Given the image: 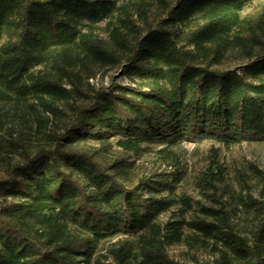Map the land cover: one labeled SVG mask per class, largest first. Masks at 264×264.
<instances>
[{"label": "trees", "instance_id": "obj_1", "mask_svg": "<svg viewBox=\"0 0 264 264\" xmlns=\"http://www.w3.org/2000/svg\"><path fill=\"white\" fill-rule=\"evenodd\" d=\"M251 142L264 0H0V264H264V170L219 159Z\"/></svg>", "mask_w": 264, "mask_h": 264}, {"label": "rangeland", "instance_id": "obj_2", "mask_svg": "<svg viewBox=\"0 0 264 264\" xmlns=\"http://www.w3.org/2000/svg\"><path fill=\"white\" fill-rule=\"evenodd\" d=\"M260 7V3L256 2L249 6L245 10V14L253 13ZM116 72H110L104 77L100 76L98 80H95L93 83L95 85L108 86L109 84H119L126 85L128 81L124 78H116ZM187 149V167L188 175L185 180L180 185V192H185L190 196L199 197L198 192L196 191L194 178L199 170H201L207 162L208 154V145L204 144L201 146H194L189 144L186 146ZM154 155L145 156L138 163L141 166H146L150 168L156 166ZM219 159L221 164L226 168V173L229 179H234L236 173H242L245 175H251L250 165H255L260 170H264V142H251L243 143L240 146L233 147L230 150H221L219 152ZM133 160V159H132ZM235 190H238V187L234 185ZM264 194V193H263ZM253 196L260 198V188L254 189ZM264 196V195H263ZM184 249L174 248L172 250L173 254H179Z\"/></svg>", "mask_w": 264, "mask_h": 264}]
</instances>
